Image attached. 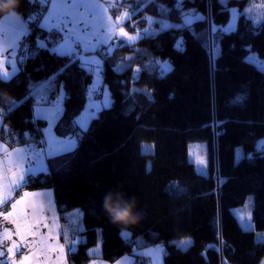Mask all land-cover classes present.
Listing matches in <instances>:
<instances>
[{
  "label": "trees",
  "instance_id": "1",
  "mask_svg": "<svg viewBox=\"0 0 264 264\" xmlns=\"http://www.w3.org/2000/svg\"><path fill=\"white\" fill-rule=\"evenodd\" d=\"M254 1H119L117 13L131 16L123 24L127 32L158 33L131 44L117 41L112 54L102 57L111 105L81 130L77 120L94 74L76 53L57 54L46 41L39 22L48 6L21 0L29 33L22 70L0 80V133L12 147L33 144L37 132L44 137L46 124L34 119L33 100L44 93L56 97L63 89L64 114L55 133L77 137L78 145L50 160V172L29 177L24 188H53L63 221L71 210L83 212L84 241L70 253L71 264L97 258L114 264L125 256L151 264L141 252L160 244L164 264H261L264 242L242 228L233 210L253 196V222L264 232V151L257 148L264 139V73L247 60L251 52L264 59V19L242 12L228 31L231 10ZM193 13L203 19L161 31L163 23L181 25ZM42 41L48 46L41 47ZM164 63L173 70L161 77L157 65ZM199 142L208 145V175L189 159L190 145ZM144 143L153 144V152L143 153ZM238 148L244 155L236 162ZM117 192L135 198L142 219L113 221L105 197ZM188 238L187 248L178 245Z\"/></svg>",
  "mask_w": 264,
  "mask_h": 264
},
{
  "label": "crops",
  "instance_id": "2",
  "mask_svg": "<svg viewBox=\"0 0 264 264\" xmlns=\"http://www.w3.org/2000/svg\"><path fill=\"white\" fill-rule=\"evenodd\" d=\"M47 5L48 9L45 15L40 19V27L48 33L59 32L64 37V41L53 47L57 54L65 55L76 53L82 65L89 70L87 62L94 61L91 67H95L98 63L100 71L102 72V80L98 84L95 81V73L93 84L91 86L90 94L101 91L104 86L103 80V59L99 56L98 51L104 46H109L114 39L119 42L134 43L138 41L141 36L136 40L129 42L127 37L120 36L118 33L123 30L127 36H137L138 34H131L126 31L122 26L116 24L121 13L114 7H109L105 0H86L85 3L78 5L74 10L76 13V22L72 23V16L67 15V10H72V4L67 0H51ZM115 10H113V9ZM99 11V12H97ZM116 12V13H114ZM128 14V19H130ZM22 23H0V49L4 50V58H8L9 53L15 52L14 59L16 63V70L10 64L5 65V71L11 73L7 79L10 80L22 70V50L24 48V40L29 33L27 23L21 18ZM3 19L0 21L2 22ZM126 21V22H127ZM125 22V23H126ZM114 23V26L112 25ZM123 23V24H125ZM113 28L114 33L109 35V28ZM25 31L27 34L25 35ZM101 41H104L101 44ZM15 45V49L13 46ZM96 49V51H93ZM61 92V91H60ZM38 96H47L46 93ZM103 96V94H102ZM91 99V100H90ZM93 101V98H90ZM97 100V99H96ZM89 102V101H88ZM64 97L60 99L57 95L54 99L48 98V102L44 105L35 103L34 106V119L45 122L44 129V149L39 150L36 144L20 145L12 147L5 141L0 133V145H4L8 152H13L15 149H26L23 153H18L13 157H6L5 153L0 150V192L7 191L6 186L10 185L13 179V174L17 176L24 175L22 186L15 187L11 185V195L9 199L0 204V242L11 246V241L3 240V233L5 230L12 232V240L19 241L20 237L15 234L14 229L16 225L11 223V219L17 220L21 225V231L25 232L29 242L35 241L34 244L22 246L14 254H10L7 259L9 264L14 260L16 264L23 259L25 255L29 256V264H71L70 253L76 250L69 251L70 245L67 244L65 238L64 222L60 215V209L56 199V192L53 188L40 189L36 191H28L24 188L29 177L37 176L40 174H47L50 172V160L48 159L49 149L57 146L60 142L68 144L71 140H75L76 147L78 139L76 137L62 138L56 135L55 126L64 114ZM108 105L111 100L106 102ZM89 106V107H88ZM97 109L94 105H88L83 113H89L88 118L82 115L78 118L77 124L80 129L85 130L94 114L103 110ZM4 116L0 114V127L3 125ZM81 121H84L81 124ZM59 157V156H58ZM9 160L14 163L10 164ZM19 163V168L16 166ZM32 165L29 167V165ZM25 193L28 194L25 197ZM22 203L18 204L16 209L12 205L17 201ZM9 212L13 215L9 220H5V216ZM25 221L27 227H25ZM47 225V226H45ZM81 244V243H80ZM79 244V245H80ZM51 246V247H49ZM59 246H63V253L61 254ZM96 255H100L99 249H96ZM145 256V255H144ZM99 257V256H98ZM5 257L0 256V261ZM136 258L132 256H125L114 264H135ZM105 261L97 258L92 260L89 264H103ZM107 263V262H106ZM109 264V263H108Z\"/></svg>",
  "mask_w": 264,
  "mask_h": 264
},
{
  "label": "rangeland",
  "instance_id": "3",
  "mask_svg": "<svg viewBox=\"0 0 264 264\" xmlns=\"http://www.w3.org/2000/svg\"><path fill=\"white\" fill-rule=\"evenodd\" d=\"M105 1L109 7L116 8V6L118 5V2L121 0H105ZM113 10H115V9H113ZM245 10H250V11L246 12ZM97 12H99V11H97ZM231 12H232V18H231L230 25H234L236 23L237 18L239 17L240 13H242V12H244L247 16L255 17V20L259 21L262 19V14H264V0H255L250 6H248L247 8H244L243 10H240L239 8H233L231 10ZM128 14L129 13H127L126 11H121V14H120L121 21H120V23L116 22V24L119 26H122L123 23H125L128 19V18H123V17L125 15H127V17H128ZM185 18H189L191 20V22L189 24H191L193 21L196 20V18L192 15H188ZM153 21H154L153 19H151V18L149 19L150 24H152ZM163 24L171 25L170 23H163ZM112 25L114 26V23ZM113 28H117V27H113ZM157 33H158V31L156 32V30H154L153 28H149V29H144L143 31L139 32L138 33L139 35H137V36L139 38L140 36L143 37L145 35H152V34H157ZM134 37H136V36H134ZM41 43L44 47L48 46V44L44 41H42ZM75 52L77 53V50H75ZM70 53H72V52H70ZM249 56H253L256 58V60L253 62V64L256 65L258 68H260L259 62L264 61V59H261L258 56V54L255 52H251L248 55V57ZM248 57H247V60H248ZM168 64H170V63H168ZM101 80H102V72L99 71V74H95V81L99 84L101 82ZM46 83L47 82L42 83L38 87V90H44L46 87ZM101 92H102L103 96L97 100L93 98L94 99L93 101H90L91 100L90 99L88 102V105L89 104L94 105L97 107V109H101L102 107H104V104L108 101V99H110L111 95H110L108 88L105 86V84L103 87H101ZM33 93L36 94L37 90L34 89ZM58 96L60 97V99H63V97H64L63 89H61V92H59ZM110 105H111V103L108 105V107H105V108H109ZM105 108H103V109H105ZM88 114L89 113H83V115L85 116V117H83L84 118L83 120L88 118ZM97 115L98 114L96 111L94 114V117H96ZM83 123H84V121H81V124H83ZM43 140H44V137H43ZM34 144H36V142H34ZM257 148L259 151H264V139L259 142ZM153 150H154L153 144H151V143H144L142 145L143 153H151V152H153ZM238 150H240V151H238ZM243 155H244L243 149L238 148L236 151V162H239L241 160V158L243 157ZM189 159H190V162L195 164L196 169L200 174L208 175V173H209V151H208L207 143L199 142V143L191 144L190 148H189ZM198 159L202 160L203 163H198ZM253 204H254V198H253V196H250V197H248L246 203L243 206L235 208L233 210V212L236 215L240 225L242 226V228L244 230L254 231L256 241L257 242H264V232L258 231L255 227L254 222H253V215H252ZM64 224H65L64 227H65L66 242L68 245L71 246L72 250H77L79 244L84 241V237L82 235L83 231L85 230V225L83 222V212L80 209H74V210H71L70 212H67L65 215ZM125 235L126 236L129 235V233L127 232V233H125ZM177 243L182 248H187L189 245L192 244V240L190 238H188V239L178 241ZM141 253H142V255H145L146 257H148L151 260V264H164L165 247L161 244L149 247V248L143 250V252H141ZM103 264H108V263L104 262ZM261 264H264V258L262 259Z\"/></svg>",
  "mask_w": 264,
  "mask_h": 264
},
{
  "label": "snow or ice",
  "instance_id": "4",
  "mask_svg": "<svg viewBox=\"0 0 264 264\" xmlns=\"http://www.w3.org/2000/svg\"><path fill=\"white\" fill-rule=\"evenodd\" d=\"M29 2L32 3L33 0H29ZM36 2H38L40 4H48L51 2V0H36ZM67 2L72 4V10H67V15L72 16L73 20L71 22L75 23L76 22V13L74 10L78 7V5L85 3L86 0H67ZM150 2H151V0H150ZM219 2L222 5H226L227 0H219ZM225 10H227V9L225 8ZM161 11L163 13V9ZM245 11L249 12L250 10H245ZM193 16L196 19H203V17H200V16L196 15L195 13H193ZM123 18H128V17H127V15H125ZM262 19H264V14H262ZM120 21H121V18H118L117 23H120ZM9 22L14 23V24L22 23V21L20 19H13L9 15H4L3 21L0 23H9ZM190 22H191V20L189 18H185L181 25L163 24L161 31H167L169 28L184 27L185 25L189 24ZM232 30H234V25H229L228 31H232ZM113 33H114V29L112 27H110L109 28V35H112ZM24 34L26 35L27 32L25 31ZM55 35L59 36V32H56ZM118 35L127 37V40L129 42H132L138 38V36H136V37L127 36V33H124L122 29L118 33ZM103 43H104V41H101V44H103ZM182 44H183L182 41L177 42L175 45V48L177 50H182ZM41 47H43V45H41ZM13 49H15V45L13 46ZM93 51H96V49H93ZM14 55H15V52L13 50L12 53H9L8 58H4V50L0 49V80H7L11 76V73L4 70L6 63L11 65L13 72L16 70V63H15ZM255 60H256V58L253 56L248 57L249 63H253ZM87 63L89 64V72L90 73L99 74L100 65L98 63L96 64L95 67H91V65L93 63H95L94 61H89ZM259 63H260V70L262 73H264V61H260ZM157 67L159 68V75L161 77H163L166 73L173 70L171 68V65L168 63L158 64ZM239 99H241V98L237 97V100H239ZM104 107H108V104L105 103ZM81 130H83V129H81ZM75 148H76L75 140L70 139V142L68 144H64L63 142H60L57 146L51 147L49 149V155L47 158L53 159V158L58 157V156L70 155L75 150ZM0 150H2L5 153L6 157H13L18 153H23L26 151V149H15L13 152H8L7 148L4 145H0ZM238 151H240V150H238ZM2 163H3V161H0V164H2ZM9 163L12 164L14 162L12 160H9ZM198 163H203V161L198 159ZM16 166L19 168V163H17ZM31 166L32 165L30 164L29 167H31ZM23 179H24L23 174H20L18 176L16 174H13V179L11 180L10 185L6 186L8 188V190L0 192V204H4L9 199V197L11 195V185H14L15 187H20V186H22V183H18L17 181L22 182ZM24 195H25V197L28 196L27 193H25ZM20 203H22V200L14 203L12 205V208L16 209L17 205ZM12 215H13V213L9 212L8 215L5 216V220H9L12 217ZM10 222L16 225V228L14 229V231H15V234L20 237V240L19 241L12 240V232H10L8 230L4 231L3 240L11 241V246L9 247L6 244H3L2 242H0V256L5 257L4 260L0 261V264H9V260L7 259V257L10 254H14L22 246H25V245L30 246L31 244L35 243V241L29 242L27 240L26 234H25V232L21 231V225L19 223H17V220L11 219ZM45 226H47V225H45ZM25 227H27L26 221H25ZM49 247H51V246H49ZM59 248H60V252L62 254L63 253V246H59ZM71 250L72 249L70 246L69 251H71ZM11 264H16V262L13 260L11 262ZM19 264H29V256L25 255L23 257V259L19 262Z\"/></svg>",
  "mask_w": 264,
  "mask_h": 264
},
{
  "label": "clouds",
  "instance_id": "5",
  "mask_svg": "<svg viewBox=\"0 0 264 264\" xmlns=\"http://www.w3.org/2000/svg\"><path fill=\"white\" fill-rule=\"evenodd\" d=\"M21 0H0V15H9L13 19H21ZM105 209L114 222L136 223L142 216L136 208L135 198L125 199L123 193H109L105 197Z\"/></svg>",
  "mask_w": 264,
  "mask_h": 264
},
{
  "label": "built area",
  "instance_id": "6",
  "mask_svg": "<svg viewBox=\"0 0 264 264\" xmlns=\"http://www.w3.org/2000/svg\"><path fill=\"white\" fill-rule=\"evenodd\" d=\"M46 41L49 42L53 47H55L57 44L64 41V37L61 34L57 36L55 35V33H48ZM116 46H117V40L114 39L109 46H104L101 49H99V52H98L99 56L103 58H108L112 54V51L116 48ZM89 96L90 98L100 99L102 97V92L97 91V92H94L93 94H90ZM49 98L54 99V97H49ZM33 101L39 105H44L48 102V98H46L45 96H38ZM3 116L4 115L2 114L1 117ZM36 135H38V137H36ZM36 135L33 136V138L36 140V146L39 150H42L44 149L43 136L39 132H37ZM12 138H13L12 141L15 143L14 140L16 139V135H13ZM148 263H149V260H145L143 262H140L139 264H148Z\"/></svg>",
  "mask_w": 264,
  "mask_h": 264
}]
</instances>
